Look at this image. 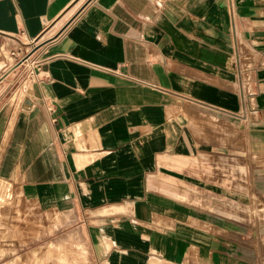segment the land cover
<instances>
[{"label": "crops", "instance_id": "1", "mask_svg": "<svg viewBox=\"0 0 264 264\" xmlns=\"http://www.w3.org/2000/svg\"><path fill=\"white\" fill-rule=\"evenodd\" d=\"M239 119L263 152L264 0H0V264H205Z\"/></svg>", "mask_w": 264, "mask_h": 264}, {"label": "rangeland", "instance_id": "2", "mask_svg": "<svg viewBox=\"0 0 264 264\" xmlns=\"http://www.w3.org/2000/svg\"><path fill=\"white\" fill-rule=\"evenodd\" d=\"M251 121H238L237 151L224 141L221 156L190 164L201 172L190 175L189 202L190 223L208 238L205 264H264V151L252 148L244 134ZM8 188L0 178V240L6 238L1 221L12 200Z\"/></svg>", "mask_w": 264, "mask_h": 264}, {"label": "built area", "instance_id": "3", "mask_svg": "<svg viewBox=\"0 0 264 264\" xmlns=\"http://www.w3.org/2000/svg\"><path fill=\"white\" fill-rule=\"evenodd\" d=\"M241 57H240V52L238 49H235L234 55H233V62L235 67L237 68V70L240 72V70L242 69L241 64L243 62H241Z\"/></svg>", "mask_w": 264, "mask_h": 264}]
</instances>
